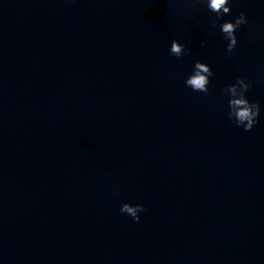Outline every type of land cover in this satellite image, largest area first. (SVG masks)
<instances>
[{
	"label": "water",
	"instance_id": "water-1",
	"mask_svg": "<svg viewBox=\"0 0 264 264\" xmlns=\"http://www.w3.org/2000/svg\"><path fill=\"white\" fill-rule=\"evenodd\" d=\"M184 28L200 48L225 85L244 78L252 87L246 93L251 102H258L261 110L252 131L264 150V0H230L231 14L216 22V13L209 11L206 2L198 0H166ZM243 12L248 22L236 32L238 44L231 56L227 54L229 41L220 25L235 21Z\"/></svg>",
	"mask_w": 264,
	"mask_h": 264
},
{
	"label": "clouds",
	"instance_id": "clouds-1",
	"mask_svg": "<svg viewBox=\"0 0 264 264\" xmlns=\"http://www.w3.org/2000/svg\"><path fill=\"white\" fill-rule=\"evenodd\" d=\"M198 2H206L209 11L216 13V22L222 20L224 15L231 14L232 9L229 6L230 0H198ZM248 22L245 13L241 12L235 18V21H225L220 27L226 40L229 41L227 46V54L232 55L233 50L238 44L236 32L244 24ZM190 49L186 45L174 40L170 47V52L176 57H182ZM214 75L211 66L207 63L197 60L194 65V72L185 81L186 86L190 87L195 92H202L207 94L209 92L210 77ZM252 87L251 83L244 78H238L235 84L229 85L224 89L226 95L230 97L228 101V117L233 120L237 127H243L245 131H251L253 127L259 122L260 104L258 102H251L246 93ZM121 212L132 217L134 221L139 222L140 213L146 211L143 204L124 203L121 207Z\"/></svg>",
	"mask_w": 264,
	"mask_h": 264
}]
</instances>
